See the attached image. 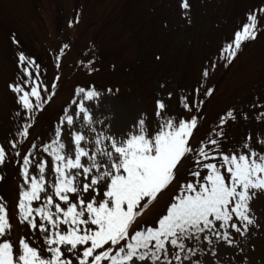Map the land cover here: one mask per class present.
I'll return each mask as SVG.
<instances>
[{"label":"snow or ice","instance_id":"1","mask_svg":"<svg viewBox=\"0 0 264 264\" xmlns=\"http://www.w3.org/2000/svg\"><path fill=\"white\" fill-rule=\"evenodd\" d=\"M161 2L192 23L195 0ZM262 35L257 0L197 80L157 81L151 113L141 107L127 120L119 87L85 79L64 90L71 42L51 50L49 66L12 33L13 69L0 96L11 125L0 138V184L10 169L18 183L14 196L0 192V264H251V241L264 234V96L210 119L215 89L207 81L217 61L232 63ZM97 64L93 53L74 70L90 77ZM241 121L260 127L237 139L229 129Z\"/></svg>","mask_w":264,"mask_h":264},{"label":"rangeland","instance_id":"2","mask_svg":"<svg viewBox=\"0 0 264 264\" xmlns=\"http://www.w3.org/2000/svg\"><path fill=\"white\" fill-rule=\"evenodd\" d=\"M256 2L195 0L189 25L173 18L161 0H0V96L4 94V80L13 69L12 33L27 52L49 66L51 50L71 42V53L63 64L67 78L64 90L74 81L85 79L119 87L125 118L132 120L141 107L151 113L157 81L167 80L175 87L197 80L206 58H216L223 39L243 19L248 6ZM77 13L79 22L69 27L67 22ZM165 19L166 29L161 26ZM93 53L99 72L86 77L74 70L75 61L90 58ZM157 55L160 60L155 59ZM207 84L215 89L207 106L210 119L231 105L247 110L255 97L264 96V35L246 42L232 63L217 61ZM58 104L59 99L40 118L37 131H45ZM9 127L8 107L0 105V138ZM259 127L255 122L241 121L229 131L238 139L245 129ZM17 183L15 169H10L0 192L14 196ZM251 243L256 245L254 251H248L251 264H264V234Z\"/></svg>","mask_w":264,"mask_h":264}]
</instances>
